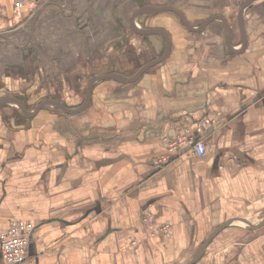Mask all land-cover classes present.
Listing matches in <instances>:
<instances>
[{"label":"crops","instance_id":"1","mask_svg":"<svg viewBox=\"0 0 264 264\" xmlns=\"http://www.w3.org/2000/svg\"><path fill=\"white\" fill-rule=\"evenodd\" d=\"M180 134L205 154L154 166ZM11 220L21 264H264V0H0Z\"/></svg>","mask_w":264,"mask_h":264},{"label":"built area","instance_id":"2","mask_svg":"<svg viewBox=\"0 0 264 264\" xmlns=\"http://www.w3.org/2000/svg\"><path fill=\"white\" fill-rule=\"evenodd\" d=\"M48 1L14 0V6L17 9L27 6L33 12ZM204 122H208V119L203 118L197 122L196 131L202 129ZM165 142V152L152 160L154 166L161 167L168 164L183 147H186L184 150L186 155L195 157L203 156L207 149V144L202 139L194 140L186 134L177 135L173 139L165 138ZM154 219L153 212L147 208L143 209L141 221L145 225L147 234L167 237L171 229L170 224L163 222L156 226ZM32 228L33 222L22 220H11L6 227L0 228V264H21L26 260V249Z\"/></svg>","mask_w":264,"mask_h":264},{"label":"water","instance_id":"3","mask_svg":"<svg viewBox=\"0 0 264 264\" xmlns=\"http://www.w3.org/2000/svg\"><path fill=\"white\" fill-rule=\"evenodd\" d=\"M175 13L178 15V17L180 18V20H181L186 26H189V25H188V22H187V20H186V18H185V16L183 15L182 12H178V11H176Z\"/></svg>","mask_w":264,"mask_h":264}]
</instances>
